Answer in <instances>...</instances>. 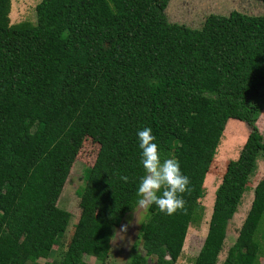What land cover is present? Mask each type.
I'll list each match as a JSON object with an SVG mask.
<instances>
[{
    "label": "trees",
    "instance_id": "16d2710c",
    "mask_svg": "<svg viewBox=\"0 0 264 264\" xmlns=\"http://www.w3.org/2000/svg\"><path fill=\"white\" fill-rule=\"evenodd\" d=\"M10 1L0 0V264L51 258L70 222L57 202L86 138L98 150L56 264H84L85 255L103 262L109 252L91 239L93 230L119 227L138 206L137 132L145 127L162 160L179 161L191 191L182 213L152 206L126 264H165V252L176 264L188 228L201 222L199 198L225 126L237 120L248 135L226 165L193 261L217 264L264 161L256 125L264 108V15L210 14L190 28L168 20L170 0H40L35 23L11 25ZM260 231L264 237V174L220 264H260Z\"/></svg>",
    "mask_w": 264,
    "mask_h": 264
},
{
    "label": "rangeland",
    "instance_id": "374dc122",
    "mask_svg": "<svg viewBox=\"0 0 264 264\" xmlns=\"http://www.w3.org/2000/svg\"><path fill=\"white\" fill-rule=\"evenodd\" d=\"M39 2L40 0H11L10 24L35 23V10ZM231 11L261 16L264 15V3L258 0H170L166 8V16L171 23L182 24L190 28H200L208 15H228ZM259 92L264 95V83L260 85ZM256 125L264 138V108L257 119ZM247 135L248 128L242 122L237 120L227 122L209 172L204 180L203 194L199 198V203L204 209L201 222L198 226L188 228L183 250L176 264H193L206 236L215 192L221 182L226 165L229 161L237 159ZM97 150L98 145L90 138L83 141L57 202L59 208L70 214L69 225L64 236L59 239L58 245L54 246L51 258L40 260V264H56L61 259L79 216L78 204L81 191L89 175ZM263 174L264 161L259 160L256 173L249 181V190L243 195L238 212L229 222L226 239L217 264L224 260L227 250L237 238L238 231L252 202L253 187L263 177ZM145 221L146 213L137 206L125 216L121 225L117 228L108 229L96 223L91 239H102L101 246L105 247L109 253L103 262L93 256L85 255L83 257L84 264H126L130 250L138 239L139 230ZM122 226H126L125 231H121ZM257 239L261 247L259 263L264 264V237L262 231L258 232Z\"/></svg>",
    "mask_w": 264,
    "mask_h": 264
},
{
    "label": "clouds",
    "instance_id": "9594fccd",
    "mask_svg": "<svg viewBox=\"0 0 264 264\" xmlns=\"http://www.w3.org/2000/svg\"><path fill=\"white\" fill-rule=\"evenodd\" d=\"M137 137L141 150L140 163L144 170L136 193L138 207L147 213L155 205L168 216L186 211L184 194L190 193L191 181L181 172L179 161L174 158L162 160L150 127L139 130ZM121 179L127 182L128 177L122 176ZM125 230L126 226H122L121 231ZM164 261L171 264L167 252L164 253Z\"/></svg>",
    "mask_w": 264,
    "mask_h": 264
}]
</instances>
